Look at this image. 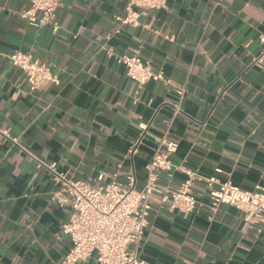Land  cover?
Here are the masks:
<instances>
[{"label": "crops", "instance_id": "obj_1", "mask_svg": "<svg viewBox=\"0 0 264 264\" xmlns=\"http://www.w3.org/2000/svg\"><path fill=\"white\" fill-rule=\"evenodd\" d=\"M126 3L62 0L54 32L22 18L29 0H0V264H62L70 250L72 204L51 164L72 179L135 174L141 188L169 140L177 166L264 185V0H169L135 26L121 23ZM18 50L51 64L59 82L31 91L8 58ZM135 51L171 83L131 80L118 58ZM193 190L198 204L187 215L153 203L139 257L264 264V224L248 227L228 204L213 212L206 186Z\"/></svg>", "mask_w": 264, "mask_h": 264}, {"label": "built area", "instance_id": "obj_2", "mask_svg": "<svg viewBox=\"0 0 264 264\" xmlns=\"http://www.w3.org/2000/svg\"><path fill=\"white\" fill-rule=\"evenodd\" d=\"M169 0H127L123 25L135 26L145 9H164ZM62 0H29V6L21 16L36 28L49 25L58 32L60 24L57 10ZM261 52L257 60L264 63V34L260 36ZM11 62L25 75L31 91L47 83H58L51 64L34 58L31 52L15 51L8 55ZM119 62L126 68L128 77L139 85L150 81L171 83L163 71L153 68L143 60L138 51L122 54ZM183 93V90L180 92ZM13 141L18 143V139ZM167 145V153L157 151L147 165L144 185L137 186L135 174L125 182L114 176L109 182L105 174L95 179H72L55 170V164L48 168L55 173L61 185L59 194L71 201L72 209L63 232L70 238L72 246L62 260V264H78L94 259L96 264H149L138 255L141 241L149 225L150 211L154 202L160 207L187 215L195 210L198 200L193 186L203 183L209 191L211 209L216 212L221 204L233 206L243 213L245 224L252 228L264 224V185L257 184L252 189L228 179L221 181L218 176H205L185 166L173 163L170 155L177 144L161 140ZM182 173L184 179L178 186L171 183Z\"/></svg>", "mask_w": 264, "mask_h": 264}]
</instances>
